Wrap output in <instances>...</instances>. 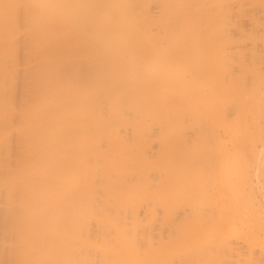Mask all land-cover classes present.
<instances>
[{"label": "bare ground", "instance_id": "6f19581e", "mask_svg": "<svg viewBox=\"0 0 264 264\" xmlns=\"http://www.w3.org/2000/svg\"><path fill=\"white\" fill-rule=\"evenodd\" d=\"M243 113L264 0H0V264H264L223 237Z\"/></svg>", "mask_w": 264, "mask_h": 264}, {"label": "rangeland", "instance_id": "374dc122", "mask_svg": "<svg viewBox=\"0 0 264 264\" xmlns=\"http://www.w3.org/2000/svg\"><path fill=\"white\" fill-rule=\"evenodd\" d=\"M251 115V116H250ZM243 117H247V119H244L245 121V124L243 125L242 123H244L243 121ZM251 122H250V120ZM252 114L248 113L247 116H245V113H243L242 115V118H239L241 119L242 121H240L239 123L242 124L240 125L238 123L239 119L236 120V118H231L229 121H228V130H227V135H225V142L227 143V148H228V167H227V171H226V175L224 176V179H223V187H224V192H225V195H226V206H227V220H226V225L224 227V232H223V237L226 238V239H229L230 241H237L244 245L245 246V249L247 250V245L249 246V242L252 240L253 241V238L256 240L255 243H258V241L260 240H264V232L260 229V227L256 224V215L258 216H261L262 217V220L260 219L261 217H259V219L264 222V166H263V161H264V151L262 152L261 151V144H260V140L261 138H264V129L261 130L260 132L262 133L261 134V137H258V133L259 131V125H258V122L257 121H252ZM247 122V123H246ZM252 123V126L250 125V123ZM255 124H254V123ZM236 123V124H235ZM239 124V125H238ZM247 124V126H246ZM255 125V126H254ZM257 125V126H256ZM262 125H264L262 123ZM243 129H240L242 128ZM245 127L246 128V131L245 130ZM253 127V128H252ZM239 128V129H238ZM239 131H237V130ZM257 129V130H256ZM243 130V131H242ZM253 130V131H251ZM232 131V132H231ZM250 131V132H249ZM256 131V132H255ZM235 132H238L235 134ZM258 132V133H257ZM254 133V134H253ZM259 138V139H258ZM259 142V143H258ZM235 144V146H234ZM238 146V147H237ZM256 146V151H254V147ZM234 147V148H233ZM239 148V149H237ZM239 151L237 152L236 151ZM253 149V150H252ZM234 153V154H233ZM239 153V154H238ZM234 156H232V155ZM203 155H204V152H203ZM233 159H231V157ZM237 155V156H236ZM236 156V157H235ZM241 159H239V158ZM237 158V159H236ZM236 159V161L234 160ZM243 159V160H242ZM204 163V162H203ZM232 163V165H230ZM242 163V164H241ZM241 164V166H240ZM233 169H230L231 167ZM238 166V167H237ZM246 166V171H245V167ZM243 167V169L241 168ZM239 170V171H238ZM243 170V171H242ZM234 172H236L234 174ZM238 172V173H237ZM240 172H243V173H240ZM246 173H248L247 175H249L250 179L249 182L248 180L246 179ZM242 174H243V177H242ZM245 174V175H244ZM205 175V174H204ZM204 175H202V177L204 178ZM207 175V174H206ZM205 175V176H206ZM196 176V175H195ZM194 176V177H195ZM228 176V177H226ZM232 176V177H230ZM239 176V178L241 177L242 179H239L237 178ZM197 178L194 179L193 178V183L191 182V184H194V182L196 180H198V182L196 181L195 182V187L197 188L198 186L200 185H203L204 181H206V179L204 178V180H202L203 182H201L199 179H200V175L196 176ZM208 178V177H207ZM228 179V180H227ZM247 181H245V180ZM238 180H240L241 182H239ZM245 181V182H244ZM210 182V184L208 183ZM207 183L212 187L215 188V190H217L220 186V184L218 183V181L214 180V179H211L210 178V181H208ZM243 182V184H242ZM198 183V184H197ZM215 183V184H214ZM241 183V184H240ZM193 185V187H194ZM214 185V186H213ZM251 185V186H250ZM249 186V187H246ZM194 187V188H195ZM245 187V192H243L244 188ZM251 187V188H250ZM242 190H241V189ZM237 189V190H236ZM251 189V190H250ZM233 190H236L235 192ZM250 190V192H249ZM238 191V192H237ZM241 192V193H240ZM235 193H240L242 194V196H244V198L242 196H238L235 197ZM247 193V194H245ZM250 193V194H249ZM238 194V195H240ZM237 195V194H236ZM250 195H252L250 197ZM243 199H242V198ZM247 197V198H246ZM254 197V198H252ZM249 198V199H248ZM247 199V200H246ZM240 200V201H239ZM247 203V201L250 203L252 202V200H254V203L252 202L253 205L250 204V208L249 207V204L247 203H244V201ZM243 201V202H242ZM244 203V204H243ZM230 206V207H229ZM252 206V207H251ZM246 207V208H245ZM254 207V208H253ZM235 208V209H234ZM256 208V210H255ZM232 209V210H231ZM254 209V210H252ZM251 211V212H250ZM255 211V212H253ZM233 212V213H232ZM253 212V213H252ZM258 213V214H256ZM254 216H253V215ZM261 214V215H260ZM235 215V216H234ZM235 217V218H234ZM255 218V219H254ZM255 220V221H254ZM241 222V223H240ZM228 223H230L228 225ZM237 227H236V225ZM234 225V226H233ZM251 226V227H250ZM229 227V229H228ZM238 230H237V229ZM254 228V229H253ZM227 229L229 230L227 232ZM236 229V230H235ZM263 232H261L260 230ZM253 230V231H252ZM238 231V232H236ZM244 231V232H243ZM247 231V232H246ZM252 231V232H251ZM236 232V234L234 233ZM258 232V235L257 233ZM244 233V234H243ZM249 233V234H248ZM254 233V234H252ZM251 234V235H250ZM257 237H256V235ZM236 236V237H235ZM259 236V237H258ZM238 237V238H237ZM243 237V238H242ZM253 237V238H252ZM256 237V238H255ZM250 238V239H249ZM245 239V241H244ZM251 243L250 246H249V250H248V253L250 254L251 252L250 251H255V253H258L260 251H264V242L262 244H255V243ZM262 242V241H261ZM260 242V243H261ZM262 247L261 250L259 247ZM258 246V247H257ZM259 251H258V250ZM252 251V252H253ZM247 251L244 252V254L246 253ZM247 253V255H248ZM247 255H244V256H247Z\"/></svg>", "mask_w": 264, "mask_h": 264}]
</instances>
